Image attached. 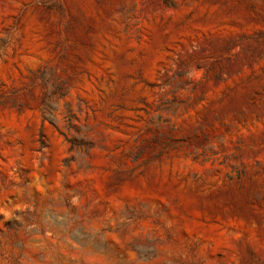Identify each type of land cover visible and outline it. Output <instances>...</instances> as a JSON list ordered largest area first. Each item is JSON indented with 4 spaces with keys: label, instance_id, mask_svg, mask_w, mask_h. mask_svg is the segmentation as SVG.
Listing matches in <instances>:
<instances>
[{
    "label": "rangeland",
    "instance_id": "374dc122",
    "mask_svg": "<svg viewBox=\"0 0 264 264\" xmlns=\"http://www.w3.org/2000/svg\"><path fill=\"white\" fill-rule=\"evenodd\" d=\"M0 264H264V0H0Z\"/></svg>",
    "mask_w": 264,
    "mask_h": 264
}]
</instances>
